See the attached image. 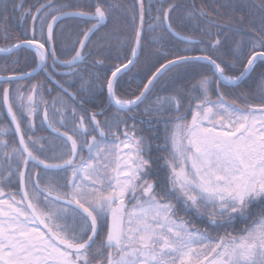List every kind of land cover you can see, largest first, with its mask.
Wrapping results in <instances>:
<instances>
[{
  "label": "snow or ice",
  "instance_id": "6c2138e0",
  "mask_svg": "<svg viewBox=\"0 0 264 264\" xmlns=\"http://www.w3.org/2000/svg\"><path fill=\"white\" fill-rule=\"evenodd\" d=\"M0 39V264H264V0H0Z\"/></svg>",
  "mask_w": 264,
  "mask_h": 264
},
{
  "label": "trees",
  "instance_id": "16d2710c",
  "mask_svg": "<svg viewBox=\"0 0 264 264\" xmlns=\"http://www.w3.org/2000/svg\"><path fill=\"white\" fill-rule=\"evenodd\" d=\"M128 2L130 3L131 2V0H128ZM21 34V31H19L17 28L14 30V32H13V37H15V36H18V35H20ZM5 42L2 40V39H0V45H3ZM25 55H27L26 53H20V63H21V66L22 67H25L26 66V62H25V59H24V57H25ZM0 62H3V54H0ZM30 62H31V58L29 57V60H28V62L27 63H29L30 64ZM38 78H40V76L39 77H37V79ZM166 80V77L165 78H162V80H161V84H163L164 83V81ZM135 88V85H133V89ZM159 88H160V85H158L157 86V92H156V94H159V95H163V94H166V93H163V92H160L159 91ZM239 92V90H234V94L235 93H238ZM104 99H106V97L104 98ZM91 107H92V105H91ZM143 107H144V105H141V110L143 109ZM189 119H190V116H189ZM144 120L146 121L147 120V118H144ZM136 123H137V125H138V127L142 130V132H143V134H145V135H149V136H152V135H154V134H156L157 136H159L161 133H162V130H163V126L161 125V126H159L160 127V133H156V128L155 127H150L149 126V124L148 123H141V117L140 116H137V118H136V121H135ZM163 141H162V138H159V139H156V140H154V146H153V151H152V155L155 157V156H157V155H160L161 153H159L157 150H156V148H155V144H158V143H162ZM162 163V162H161ZM159 175H161V176H163L164 175V170L163 169H161L160 171H159ZM181 215H185L183 212H181ZM186 218L187 219H190L193 223H195L198 227H200L201 229H204V228H206L207 227V222H206V220L205 219H203V218H200V217H197V216H195L194 214H192V213H188V214H186ZM245 225L243 224V223H238L237 225H236V229L237 230H239V228H242V227H244ZM209 230V233L212 235V237L213 238H215V236L219 233V234H223V231H224V229H218V230H213V229H208ZM229 230H231V229H229Z\"/></svg>",
  "mask_w": 264,
  "mask_h": 264
},
{
  "label": "flooded vegetation",
  "instance_id": "af4514ba",
  "mask_svg": "<svg viewBox=\"0 0 264 264\" xmlns=\"http://www.w3.org/2000/svg\"><path fill=\"white\" fill-rule=\"evenodd\" d=\"M17 2H18V0H17ZM34 2H35V0H25V6L27 7L28 4H31V3H34ZM204 2H205L206 4H209V5H210V4L212 3V0H204ZM9 10L11 11V4H9ZM15 15L18 17V16H19V13L16 12ZM16 28H17L19 31L22 32V28H21V26H20L19 24H17L15 21H13V22L10 24V29H12V32H11L12 36H13V32H14V30H15ZM38 79H43V74H41L40 78H38ZM21 83H23V84H28L29 81H21ZM53 95H55V93H53ZM87 107L90 108V109L92 108L91 105H87ZM37 124L39 125V121H37ZM37 134H38V135H49L50 133H49V131H48L46 128H39V126H38Z\"/></svg>",
  "mask_w": 264,
  "mask_h": 264
}]
</instances>
